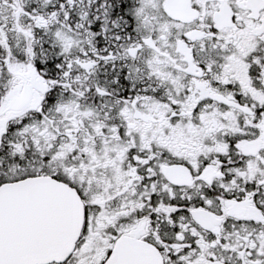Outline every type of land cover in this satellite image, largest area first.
Listing matches in <instances>:
<instances>
[{
    "label": "snow or ice",
    "instance_id": "snow-or-ice-1",
    "mask_svg": "<svg viewBox=\"0 0 264 264\" xmlns=\"http://www.w3.org/2000/svg\"><path fill=\"white\" fill-rule=\"evenodd\" d=\"M0 264H264V0H0Z\"/></svg>",
    "mask_w": 264,
    "mask_h": 264
}]
</instances>
